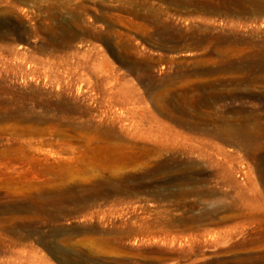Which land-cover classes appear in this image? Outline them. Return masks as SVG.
<instances>
[{
    "label": "rangeland",
    "instance_id": "obj_1",
    "mask_svg": "<svg viewBox=\"0 0 264 264\" xmlns=\"http://www.w3.org/2000/svg\"><path fill=\"white\" fill-rule=\"evenodd\" d=\"M263 1L0 0V264H264V168L172 119L264 120Z\"/></svg>",
    "mask_w": 264,
    "mask_h": 264
},
{
    "label": "bare ground",
    "instance_id": "obj_2",
    "mask_svg": "<svg viewBox=\"0 0 264 264\" xmlns=\"http://www.w3.org/2000/svg\"><path fill=\"white\" fill-rule=\"evenodd\" d=\"M255 2H257V1H255ZM189 41L191 42L190 45L185 46V48H186L185 50H187V51L189 49H191L192 47H194L193 44H196L197 46H200L203 44V43L200 44L199 42L195 43V41L190 39V38H189ZM216 41H218L220 44H228L231 42L233 43L232 39L230 40L227 38H218ZM184 43H185V41H184ZM236 43H238V42H236ZM167 47H169V46H167ZM216 53H218V51ZM218 54L221 55V58H222V60H224V62H225V60L230 59L225 54L224 55L220 54V53H218ZM260 57H261L260 59H258V56L256 58H253L256 61H255V63H252V65H248L249 68H258V69L263 71L264 70V55H262ZM220 68H221V71L222 70L223 71H234L236 69V66L232 65L231 63H228V64L226 63L224 65H221ZM186 83H187V81H186ZM207 88L209 90H211L212 92H215L217 89L216 82H211ZM213 96H214V94H213ZM203 98H204V96H203ZM242 113L243 112H237L236 115L240 116ZM172 119L176 123L180 124L181 126L186 128L190 132H207L210 135H212L214 139L219 140V141H221L227 145L237 146V147L243 148L246 151L247 156L249 158H252V159L260 162V164L264 168V120H262L261 118H259V117L242 118L241 117V118H237L234 120H228V118H227V120H213L211 122V124H212L211 129H209L207 126L202 127L201 125H199L197 123L190 122V121L185 122L184 119L182 120V119L177 118V117H172ZM151 134H152L151 138L155 139L156 145L160 146L162 148H165L166 146H169L171 144H177L181 140L182 141H190L191 140L190 138L184 136L183 134L179 133L175 129H173L169 126H166V125H162V124L158 125L157 130L152 131ZM202 146L205 147L206 149H208L209 151H211V153L214 156H216L217 158H221L220 160H222V162H224L223 169H225V170H227L228 166L229 167L232 166L234 164V162L236 161V158L234 157L232 152L226 151L223 147H221L215 143L211 144L210 142L206 141L203 143ZM219 165L222 166L221 163H219L218 166Z\"/></svg>",
    "mask_w": 264,
    "mask_h": 264
}]
</instances>
